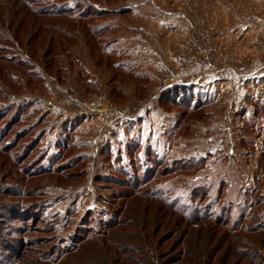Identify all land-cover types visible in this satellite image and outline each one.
<instances>
[{"label": "rangeland", "instance_id": "rangeland-1", "mask_svg": "<svg viewBox=\"0 0 264 264\" xmlns=\"http://www.w3.org/2000/svg\"><path fill=\"white\" fill-rule=\"evenodd\" d=\"M218 223L216 259L259 263L264 0H0V264L186 256Z\"/></svg>", "mask_w": 264, "mask_h": 264}, {"label": "trees", "instance_id": "trees-1", "mask_svg": "<svg viewBox=\"0 0 264 264\" xmlns=\"http://www.w3.org/2000/svg\"><path fill=\"white\" fill-rule=\"evenodd\" d=\"M166 209L170 210V211L171 210L175 211L174 208L166 207ZM176 212H178V211H176ZM179 213H180V218L185 220L186 223H188V222L190 223L192 221V220L186 219L183 212H179ZM161 218L163 219L162 215H161ZM197 221L198 220H194V222H197ZM222 225L223 224L218 223V224L212 226L210 229H206L207 227H205V231L207 233L211 232L210 234L204 235L205 238H203V242L205 243V245H203V246H205L206 249H199V250L194 249V253L187 252L186 256H183L185 254L183 252L184 247H181L178 245V243H176V245H173V247L176 246V249H175L176 253L173 256L169 255L168 257H164V258L159 257V254L153 255L149 251L150 250L149 248H147L143 253H138V251H136L135 249H130L128 252V254L130 255L129 257H127L125 260L118 257V259H115L114 263L115 264H125V263H130V264H226V261H227L226 260V258H227L226 254L230 253V251H231L230 243L227 242V246L225 247L224 252H222V255H220V257L218 259H216L218 251H214L215 247L212 246V241L215 238L214 233H215V231L218 232V229ZM167 235L168 234L166 233L165 239L167 238L166 237ZM226 240H227V237H226V233H225L222 236H220L217 241H219L220 242L219 244H221L223 247V244L225 243ZM175 242H177V241H175ZM261 245H264V239H262ZM169 250H165V253L169 252ZM171 251L173 252V249ZM242 254H244V253H242ZM245 255L247 257H249L247 252L245 253ZM259 257H260V260H259V263H257V264H264V255H262V257L259 255ZM59 260H60V258H58V261Z\"/></svg>", "mask_w": 264, "mask_h": 264}, {"label": "built area", "instance_id": "built-area-1", "mask_svg": "<svg viewBox=\"0 0 264 264\" xmlns=\"http://www.w3.org/2000/svg\"><path fill=\"white\" fill-rule=\"evenodd\" d=\"M160 87L161 89H164L166 87V83L165 82L161 83Z\"/></svg>", "mask_w": 264, "mask_h": 264}]
</instances>
